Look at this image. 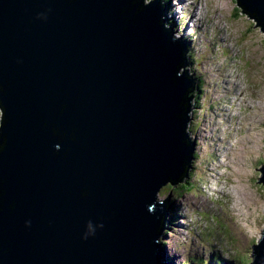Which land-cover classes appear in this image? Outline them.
Wrapping results in <instances>:
<instances>
[{
    "label": "water",
    "instance_id": "95a60500",
    "mask_svg": "<svg viewBox=\"0 0 264 264\" xmlns=\"http://www.w3.org/2000/svg\"><path fill=\"white\" fill-rule=\"evenodd\" d=\"M193 46L167 0H0V264H185L160 196L196 158Z\"/></svg>",
    "mask_w": 264,
    "mask_h": 264
},
{
    "label": "rangeland",
    "instance_id": "374dc122",
    "mask_svg": "<svg viewBox=\"0 0 264 264\" xmlns=\"http://www.w3.org/2000/svg\"><path fill=\"white\" fill-rule=\"evenodd\" d=\"M167 1L175 24L194 44L192 65L204 92L200 107L190 112L198 157L189 182L168 184L160 196H171L162 242L181 263L198 256L201 264L221 258L250 264L264 230V183L257 182L264 122L248 118L264 116V31L236 0Z\"/></svg>",
    "mask_w": 264,
    "mask_h": 264
},
{
    "label": "trees",
    "instance_id": "16d2710c",
    "mask_svg": "<svg viewBox=\"0 0 264 264\" xmlns=\"http://www.w3.org/2000/svg\"><path fill=\"white\" fill-rule=\"evenodd\" d=\"M189 64H190V66L192 65V63H193V56H192V54H191V49H190V55H189ZM189 68V67H188ZM190 69V68H189ZM195 68H193V65H192V72H193V74H194V78L196 79V89H195V91H194V95H195V100H194V102L196 103V104H200V99H201V96H202V93L204 92L203 90V84H204V82H203V80H201V78H200V76L198 75V74H196L195 73V70H194ZM190 71H191V69H190ZM198 157V156H197ZM196 157V158H197ZM189 178V177H188ZM188 178L185 180V182H183L181 185H180V187L181 186H184L183 184L184 183H188L189 182V180H188ZM180 184V183H179ZM172 187H175V186H173V185H171ZM177 186V185H176ZM181 190V189H180ZM190 260H194V262H196V263H198V262H200V263H204V262H202L203 261V258H201V257H198V256H196V257H190ZM206 261L205 262H209L208 261V259H205ZM221 261H223L222 260V258H221Z\"/></svg>",
    "mask_w": 264,
    "mask_h": 264
},
{
    "label": "bare ground",
    "instance_id": "6f19581e",
    "mask_svg": "<svg viewBox=\"0 0 264 264\" xmlns=\"http://www.w3.org/2000/svg\"><path fill=\"white\" fill-rule=\"evenodd\" d=\"M181 2V1H180ZM183 2H186L185 0H183ZM198 6V5H197ZM199 7V6H198ZM190 40V39H189ZM190 51V50H189ZM189 68H190V64H189ZM190 70V69H189ZM190 73L191 74H193L191 71H190ZM258 74V73H257ZM193 76H194V74H193ZM195 77V76H194ZM195 81H196V79H195ZM204 82V81H203ZM245 86L243 87V90H245V91H247L246 89L247 88H245ZM249 92V91H248ZM244 97V96H243ZM194 100H195V98H194ZM194 100H193V108H192V113L194 112V110H195V108L196 107H200V105L201 104H196L195 102H194ZM259 106V105H258ZM261 109H264V107H261ZM259 111V110H258ZM196 113V112H195ZM257 113V112H256ZM255 113V114H256ZM264 114V113H263ZM192 117V116H191ZM199 117V116H198ZM248 118H250L249 119V121L250 120H252V119H254V118H256V119H258V120H260V122H259V125H261V124H263V122H264V116H261V115H259V113H257L256 115H254V116H249ZM255 127V124H254V126H253V128ZM251 128V127H250ZM246 129H249V127L248 128H246ZM238 131V130H237ZM247 131H250V130H247ZM238 134V133H237ZM250 135L252 134L251 132L249 133ZM232 136V135H231ZM249 137V136H248ZM251 138V137H250ZM248 139V138H247ZM195 141H196V145H197V140L196 139H194ZM244 140V139H243ZM220 142H223V140L222 139H220ZM197 147V146H196ZM229 151V150H228ZM235 151V150H234ZM238 152V151H237ZM227 153V152H226ZM232 153V152H231ZM230 155V154H229ZM220 156H221V154H220ZM223 157H225V158H230L229 156H224L223 155ZM226 163V162H225ZM229 167V166H228ZM189 177V176H188ZM231 179V178H230ZM248 201V200H247ZM180 204V203H179ZM168 205L170 206V202L169 203H167V207H168ZM166 207V208H167ZM165 234V232L162 234V236ZM166 251V250H165ZM170 258V257H169ZM171 259V261H173L174 263H176V262H178L175 258H170ZM186 264H189V263H186ZM192 264H196V262H192ZM198 264H201V263H199L198 262ZM228 264V263H227ZM251 264V263H250Z\"/></svg>",
    "mask_w": 264,
    "mask_h": 264
},
{
    "label": "clouds",
    "instance_id": "9594fccd",
    "mask_svg": "<svg viewBox=\"0 0 264 264\" xmlns=\"http://www.w3.org/2000/svg\"><path fill=\"white\" fill-rule=\"evenodd\" d=\"M254 20V19H253ZM255 21V20H254ZM255 24H256V21H255ZM189 55H190V51L188 52V57H189ZM189 59V58H188ZM191 119H192V117H191ZM202 124L203 123H201L199 126H198V128L200 127V126H202ZM191 125H192V121L189 123V126H188V131H190V133H191V137H192V130H191ZM198 128H197V131H198Z\"/></svg>",
    "mask_w": 264,
    "mask_h": 264
},
{
    "label": "flooded vegetation",
    "instance_id": "af4514ba",
    "mask_svg": "<svg viewBox=\"0 0 264 264\" xmlns=\"http://www.w3.org/2000/svg\"><path fill=\"white\" fill-rule=\"evenodd\" d=\"M237 3V2H236ZM243 13V12H242Z\"/></svg>",
    "mask_w": 264,
    "mask_h": 264
}]
</instances>
